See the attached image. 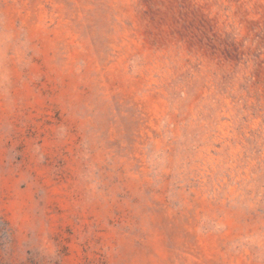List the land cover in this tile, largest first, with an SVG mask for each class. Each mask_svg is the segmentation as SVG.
I'll list each match as a JSON object with an SVG mask.
<instances>
[{"label":"rangeland","instance_id":"rangeland-1","mask_svg":"<svg viewBox=\"0 0 264 264\" xmlns=\"http://www.w3.org/2000/svg\"><path fill=\"white\" fill-rule=\"evenodd\" d=\"M0 264H264V0H0Z\"/></svg>","mask_w":264,"mask_h":264}]
</instances>
